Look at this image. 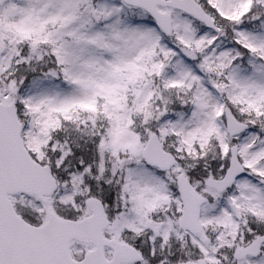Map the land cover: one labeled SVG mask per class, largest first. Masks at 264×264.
I'll use <instances>...</instances> for the list:
<instances>
[{"label": "snow or ice", "instance_id": "obj_1", "mask_svg": "<svg viewBox=\"0 0 264 264\" xmlns=\"http://www.w3.org/2000/svg\"><path fill=\"white\" fill-rule=\"evenodd\" d=\"M0 264H264V0H0Z\"/></svg>", "mask_w": 264, "mask_h": 264}]
</instances>
